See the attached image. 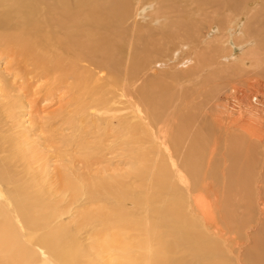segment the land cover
Wrapping results in <instances>:
<instances>
[{"label": "rangeland", "instance_id": "obj_1", "mask_svg": "<svg viewBox=\"0 0 264 264\" xmlns=\"http://www.w3.org/2000/svg\"><path fill=\"white\" fill-rule=\"evenodd\" d=\"M151 1L150 11L158 20L138 18L136 36L131 30L123 35L120 75H125L126 63L130 61L133 81L134 72L144 74L140 89L151 84L162 88L155 91L170 106V111L177 114V123L186 126L188 119L195 122L193 130L191 124L185 133H175L181 136V144L171 146L176 161L183 164L190 160L197 169L200 181L194 196L204 195L211 203L219 200L214 203L219 225L213 237L220 246L217 249L222 263L264 264V0H195L203 9H211L203 10L196 19L185 14L195 8L187 5L191 0L165 3L166 7L159 0ZM179 21L187 26L186 31L170 34L169 27ZM218 25L225 27L229 35L227 42L222 41L223 45L217 39L211 40L218 35L216 32L210 35ZM29 29L35 33V18ZM14 32L11 34L19 37L24 34L21 25ZM30 35H26L29 39L25 38L20 46L0 47V177L3 172L11 171L12 175L27 179L23 172L24 165L29 163L35 173H41L40 181L52 195L47 199L68 212L58 225L73 226L79 220L78 213L88 209L84 207L85 198L82 205L68 204L77 196L70 188L75 175L92 182L105 179L117 190L122 186L123 190L129 188L139 193L144 187L133 172L140 164L146 168L145 177L152 176L154 180L152 187L149 185L151 192L159 190L154 186L158 178L168 175L173 185L184 193L164 149L159 158L158 146L147 141L146 133L139 128L128 131L127 126H122L127 112L107 114L106 110L93 108L91 98L79 92L74 72L69 68L53 71L49 65H40L35 34ZM246 36L253 48L241 51ZM47 43L53 44L49 38ZM132 44L137 46L131 55ZM252 52L260 55L258 60H251ZM82 65L86 68L81 67L79 74L89 76L91 72L102 77L94 66ZM250 110L259 118L251 117ZM125 123L128 125V119ZM233 123L252 127L248 126V134ZM128 132H133L130 139ZM154 165L158 168L153 174ZM161 166L167 173L159 171ZM115 177L121 183L113 184ZM10 188L0 179V195L9 197ZM13 228L17 230L14 224ZM23 234H26L24 230Z\"/></svg>", "mask_w": 264, "mask_h": 264}, {"label": "bare ground", "instance_id": "obj_2", "mask_svg": "<svg viewBox=\"0 0 264 264\" xmlns=\"http://www.w3.org/2000/svg\"><path fill=\"white\" fill-rule=\"evenodd\" d=\"M149 1L0 0V47L20 46L25 38L29 39L27 36L35 34V50L39 64L49 65L53 71L62 68L73 71L80 88L79 92L84 93L83 96L87 99L91 98L93 108L106 110L107 114L127 112L123 117L122 126H127L128 131L140 129L146 133L147 141L158 146V157L164 149L184 191V193L180 192L171 182L172 178L165 175L158 178V181L156 179L155 184L153 183L159 190L151 192L153 178L145 177L146 168L143 169L140 164L133 172L134 178L141 181L144 187H141L143 191L139 193L129 188L123 190L122 186L117 190L113 186L110 187L112 184H108L105 179H100L101 181L96 179L92 182L90 179H82L84 177L75 175L70 188L77 193V196L68 204L82 205V200L85 198L84 207L88 209L84 213H78L79 220L74 221L73 226L58 225L68 212L61 211L57 203L53 202V205L47 199L52 195L40 181L41 173H35L29 163L24 165L23 172V176H27V179H20L15 174L14 177L11 171L3 172L4 175L0 179L7 182L11 188L9 197L0 195V264H223L217 249L220 246L213 237V233L217 235L219 225L216 224L215 212L218 208L215 209L214 205L218 199L211 203L204 195L194 196L200 181L196 176L197 169L190 160L184 161L183 164L176 161V153L171 146L181 144V136L175 133L179 131L185 133L187 126L191 124L193 130L195 122L188 119L186 126L184 123H177V114L170 111V106H167L158 97L159 92L155 91L162 88H154L151 84L140 89L139 82L144 74L136 75L134 72L133 81L130 78L133 73L130 69V61L126 63L125 75H120L119 67L122 62L120 54L124 52L121 40L123 35L129 30L135 34L138 18L149 17L151 22L158 20V16L153 18L154 13L150 11L153 5ZM159 1L162 5L169 2L175 4L185 2L184 0ZM187 5L195 7L185 13L187 17L193 19L202 16L203 10L209 9H203L195 0H191ZM206 12L209 11H205V15L208 16ZM33 18H35V33L34 30L29 29L33 25ZM20 25L24 34L20 37L11 34V31L16 32L20 29ZM169 28L170 34H178L181 30L185 32L187 26L183 25V21H179ZM225 30V27L218 25L213 33H210L211 36L215 32L218 35L212 36L211 40L217 39L219 45H223L222 41L225 43L229 39ZM188 36L192 37V35ZM195 37L196 32L193 41ZM47 38L49 42H53L52 45L47 43ZM135 46L137 45L132 44L130 48L131 55ZM250 47L253 48V43L247 37L245 47L239 49L242 51ZM28 50L33 52L32 48ZM241 54L245 53L241 52ZM259 56L253 52L250 54L251 60H258ZM84 63L94 66L102 77H96L91 72L88 73L89 76L79 74L78 70L81 67L86 68L82 65ZM90 77L93 78L92 82ZM165 98L169 99V97ZM123 99H125L124 103ZM138 100L145 107L144 109L141 108ZM169 102L171 103V100ZM250 113L251 117L255 119L258 117L254 110H250ZM126 119L128 125L125 123ZM233 124L246 133L248 126L252 127V125ZM130 133L133 132H128L129 139ZM171 133L175 135L172 136ZM195 144L196 142L193 145ZM143 162L144 160L141 161L142 164ZM156 166L151 173L154 174L158 168ZM161 168L159 171L164 172L162 166ZM18 175L20 176V173ZM117 178H114L116 181L113 184L121 183ZM102 192L105 194L103 195ZM13 224L17 230H14ZM23 230L26 232L25 235ZM181 254L187 255L180 256Z\"/></svg>", "mask_w": 264, "mask_h": 264}]
</instances>
